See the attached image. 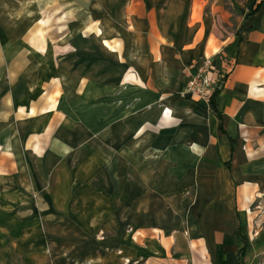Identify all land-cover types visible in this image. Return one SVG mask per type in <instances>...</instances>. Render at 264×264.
Listing matches in <instances>:
<instances>
[{"label":"crops","instance_id":"obj_1","mask_svg":"<svg viewBox=\"0 0 264 264\" xmlns=\"http://www.w3.org/2000/svg\"><path fill=\"white\" fill-rule=\"evenodd\" d=\"M72 1L107 15L118 124L81 141L52 58L32 79L8 69L0 264H264V0L227 37L182 0ZM205 59L213 101L182 98Z\"/></svg>","mask_w":264,"mask_h":264},{"label":"rangeland","instance_id":"obj_2","mask_svg":"<svg viewBox=\"0 0 264 264\" xmlns=\"http://www.w3.org/2000/svg\"><path fill=\"white\" fill-rule=\"evenodd\" d=\"M51 1L0 0L1 22L10 30L0 31V78L4 79L0 82V98L8 91V69L32 79L40 72V61L52 58L59 74L64 72L65 95H71V106L82 125L80 139L84 141L90 127L102 129L106 124H118L117 115L106 120L105 111L122 106L120 80L125 69L117 53L112 52V40L94 32L98 28L104 31L106 21L97 17H107L105 13L90 10L93 5L80 7L72 0ZM182 1L186 19L195 7L215 18L218 31L226 37L239 31L244 17L256 4L255 0ZM121 7L112 4L109 11L114 15L117 10L119 14ZM42 48L43 54L39 51ZM8 57L12 59L11 67L6 65ZM96 134L103 138V132Z\"/></svg>","mask_w":264,"mask_h":264},{"label":"built area","instance_id":"obj_3","mask_svg":"<svg viewBox=\"0 0 264 264\" xmlns=\"http://www.w3.org/2000/svg\"><path fill=\"white\" fill-rule=\"evenodd\" d=\"M214 70L213 61L205 59L192 75L185 90L181 93V97L195 102H209L215 92L214 82L210 79Z\"/></svg>","mask_w":264,"mask_h":264},{"label":"trees","instance_id":"obj_4","mask_svg":"<svg viewBox=\"0 0 264 264\" xmlns=\"http://www.w3.org/2000/svg\"><path fill=\"white\" fill-rule=\"evenodd\" d=\"M215 92H216V91H215ZM213 96H214V94H213ZM213 96L210 98V100H211V101H213V99H212V98H213Z\"/></svg>","mask_w":264,"mask_h":264}]
</instances>
